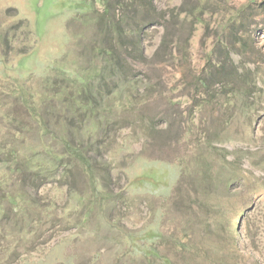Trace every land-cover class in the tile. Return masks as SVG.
Masks as SVG:
<instances>
[{
  "label": "rangeland",
  "instance_id": "1",
  "mask_svg": "<svg viewBox=\"0 0 264 264\" xmlns=\"http://www.w3.org/2000/svg\"><path fill=\"white\" fill-rule=\"evenodd\" d=\"M202 1L214 12L196 24L176 13L199 0L156 1L161 14L142 33L147 58L127 65L152 88L112 134L114 177L103 191L79 173L38 188L28 173L17 180L0 148V264H160L145 259L152 244L174 264H264V0ZM104 7L0 0V147L40 149L22 102L39 109L47 76L77 59L93 65L100 26L91 18ZM19 121L34 125L23 138ZM20 188L31 201L15 206ZM148 229L167 237L144 240Z\"/></svg>",
  "mask_w": 264,
  "mask_h": 264
},
{
  "label": "trees",
  "instance_id": "2",
  "mask_svg": "<svg viewBox=\"0 0 264 264\" xmlns=\"http://www.w3.org/2000/svg\"><path fill=\"white\" fill-rule=\"evenodd\" d=\"M156 1L103 0L104 11L91 18V21L94 20V23L100 26V38L90 50L93 65L88 68L80 67L77 59L70 69L63 67L57 75L47 76L43 90L37 93L41 102L39 109L26 105L27 100H23L27 112L25 114L37 126L41 147L33 148L29 152H19L18 146L9 150L5 149V146L0 147L3 156L10 154L1 161L8 164L7 168L16 177L28 173L33 179L32 184L38 188L52 183L56 176H59V179H69L79 173L83 178L96 180L97 188L102 191L109 186L114 177V170L109 161L112 134L116 138V132L125 128L121 123L123 115L140 110L147 100L144 96L148 95L147 92L152 88L149 84L140 83L141 81L133 75V68L127 65L129 61L131 64L140 63L147 58L142 33L154 24V20L150 18L161 14L158 12ZM206 12H214L212 5L208 1L199 0L193 9L181 8L176 14L184 21L191 17L192 22L196 24ZM230 22L228 27L232 26V23L229 25ZM141 24H144L143 28ZM166 45L169 55L174 57L177 54L174 42L168 44L164 39L162 47ZM226 71L224 75L227 79L233 76L230 71ZM205 80L207 79L203 78L199 81L203 87L206 86ZM26 123L19 121L15 129L16 135L21 138L33 129V124L27 126ZM40 178L43 179L37 184L35 180ZM19 179L20 176L17 180ZM209 181L216 184L218 178H210ZM66 184L71 191L76 192L70 181ZM21 190V197L10 196V202L15 206L20 198L31 201L23 189ZM112 192L113 190H110L109 194L104 195L111 199ZM166 237L162 231L148 229L144 240L162 241ZM178 244H183L185 249L188 247L184 242ZM143 253L147 261L155 257L160 259V264H174L170 255L163 253L153 244L147 246Z\"/></svg>",
  "mask_w": 264,
  "mask_h": 264
}]
</instances>
